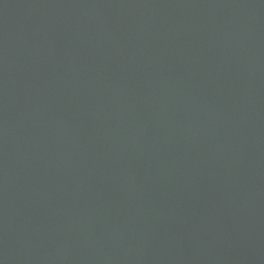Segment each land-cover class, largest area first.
<instances>
[{
	"label": "water",
	"instance_id": "95a60500",
	"mask_svg": "<svg viewBox=\"0 0 264 264\" xmlns=\"http://www.w3.org/2000/svg\"><path fill=\"white\" fill-rule=\"evenodd\" d=\"M0 264H264V0H0Z\"/></svg>",
	"mask_w": 264,
	"mask_h": 264
}]
</instances>
